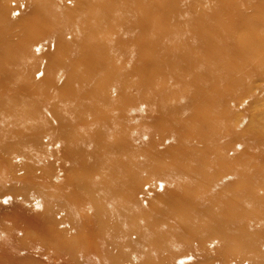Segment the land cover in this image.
Returning <instances> with one entry per match:
<instances>
[{
  "label": "bare ground",
  "instance_id": "obj_1",
  "mask_svg": "<svg viewBox=\"0 0 264 264\" xmlns=\"http://www.w3.org/2000/svg\"><path fill=\"white\" fill-rule=\"evenodd\" d=\"M20 3L26 5L17 24L22 42L29 46L36 38L55 48L46 62L43 55L20 53L8 38V6L0 4V78L6 84L0 149L30 154L31 143L41 152L22 160V168L34 173L38 188L32 193L54 202L43 203V214L60 216L62 222L45 224L48 233L64 237L61 225L76 211L66 195L77 186V202L90 208L88 245L99 253L96 262L160 264L162 256L164 264H177L192 252L185 260L264 264V214H255L264 200V111L244 131L223 120L224 107L264 77V0ZM250 5L253 15L245 13ZM130 35L138 58L130 55L134 46L119 47L118 40ZM161 70L164 78L158 77ZM131 105L146 120L155 117L157 126L144 119V146L114 156L107 147L112 141L120 144L138 133L130 127ZM192 105L195 110L187 111ZM164 136L179 140L171 151L175 159L156 158ZM44 139L57 145L55 161ZM198 140L202 148L195 146ZM75 162L80 170L71 167ZM214 169L230 174L227 187L215 184ZM103 171L108 176L97 175ZM122 172L129 176L119 182L115 175ZM167 178L177 188L169 189ZM159 184L164 194L149 197ZM156 198L154 207L145 206ZM113 202L136 204L140 214L124 218ZM81 231L75 228L67 244L81 241Z\"/></svg>",
  "mask_w": 264,
  "mask_h": 264
},
{
  "label": "rangeland",
  "instance_id": "obj_2",
  "mask_svg": "<svg viewBox=\"0 0 264 264\" xmlns=\"http://www.w3.org/2000/svg\"><path fill=\"white\" fill-rule=\"evenodd\" d=\"M73 2L74 0H64V3L69 5ZM242 2L243 1H241L240 3ZM2 3L8 6V19L10 21L8 38L10 42L13 43L15 47H17V50L20 53L30 51L36 57H40L43 55V62H46L48 60V52L54 50V45V47H49L47 45L41 46L37 42L36 38L33 39L32 43L29 46L25 45L22 42L20 33L21 31L17 24L20 21L22 11L26 8V5L20 3V0H0V4ZM253 10V6L250 5L249 7L245 8V13L247 15H253ZM162 24L169 23L164 22ZM118 43L119 47H121L122 49H128L129 47L134 46L130 55H132V59H134L135 56H137L136 58H138L140 50L137 49V45H134L133 37L131 35L129 37L123 36L118 40ZM160 72L162 74H160L158 77L164 78L166 76L165 72L162 70ZM54 81L55 83H53L52 87L53 94H55L58 86L56 84L57 79H54ZM59 81H61V79H59ZM0 83V93H2L6 90V84L1 80V78ZM167 94H169V91L167 92ZM167 99H169V97ZM67 100H71V97ZM195 108L196 107H193V105L189 106L187 111L189 109L191 111H194ZM224 108L226 111L225 116L223 117L224 122L238 131L246 130L249 126L251 117H254L256 115L258 116L259 113H262V111H264V77L257 78L253 82V86L249 92L244 93ZM187 115L188 112L185 111L183 113V117L181 118H185ZM128 116L131 121H133L130 127L133 129L136 128L138 133H135L131 138L121 141L120 144L122 146L112 141V143H110L107 147L110 153L114 156H119L123 152L138 148L140 149L144 146V136L143 134L140 135V133H142L143 127L147 124L143 122L144 119L151 125L157 126V119L153 116H150L146 120L142 109L137 105H131L129 107ZM123 131H121V133H123ZM25 137L26 139L28 138L27 135ZM176 141L179 140H175V138L172 136H164L163 144L159 151L156 153V158L159 161L175 159L177 157V154L171 153V151L178 147ZM44 143V146L48 150H50L51 153H53V161H55L59 152L57 145L50 142L48 139H44ZM29 144L31 145L32 150L30 154H15L11 149H0V264H113V262H111L110 260L96 262L99 253L96 249L89 248L88 241L90 239V234L88 232V228L92 223L90 220V208L87 207L89 206L87 203H78V200H76V195L73 192L74 190L78 191L77 189H80V187L75 186L72 190H69V192H71H67L66 195V204H68V199L74 202L73 204H77H75L76 211L74 213H67L71 216L68 224H72L74 227H71H73L74 230H70L68 224L63 226V224L66 223L65 221L61 225L62 230L65 232L64 237H60V239H58L54 234L48 233V225L53 224L54 222L62 221H59V215L55 216L54 214L50 215L49 213L43 214V203H45V201L47 202L49 207H52L54 205V202L52 203V200L48 199L49 197L43 196V199H40L36 194L32 193V190L38 188L33 183V181H35V176L34 173L32 174L30 171H26L22 168V165L24 164L22 163V160H29L33 156L37 157L35 155H40L41 152L37 150V146H34L31 143H28V145ZM195 146L197 148H202L203 144L198 140L195 142ZM211 162L212 163H210V166L215 167L216 162L214 160H212ZM77 164L78 163L75 162L71 166L73 167V170H80L82 168V166H80L79 168ZM75 165L77 167H75ZM97 175L108 176L106 175L105 171L99 172ZM128 176L129 174L122 172L119 175H115V178L119 182H121ZM214 179L215 184L220 187H227V185L231 181L230 174L223 172H215ZM166 180L171 182L169 189L177 188V184L172 178H167ZM165 190L166 187L163 184H159L153 189H150L151 194L149 195V197L152 198L154 196V193L162 195L164 194ZM52 194L53 196L55 195L54 192H52ZM122 194L129 195V199H131V201H134V197L129 193ZM56 197L63 201L65 199V197L61 195H56ZM119 204L121 207V211L118 212V214L124 218H129L140 214L136 204L130 202H113V205ZM144 204L145 206L150 205L154 207L156 204H158V200L156 198L146 201ZM79 211L81 213H79ZM110 214H112L111 217L113 219L116 218V211L113 208L112 211H110ZM255 214L257 216H262L264 214V200L261 202V204L258 203ZM28 219H30V221H25ZM156 220H158V223H164V219ZM210 220H212V218H210ZM23 223H27L26 226H24ZM122 226V224H116V226L114 225L116 229L121 228ZM75 228H80L83 230L80 234V237H82V239L77 243L75 240L72 243L73 246L72 244L68 245L67 240L70 239L69 236L73 231H75ZM53 230H55L56 232L58 231L56 227H54ZM214 233H216V231H214ZM230 239L234 240V242H237L236 239ZM35 240H37L36 247L33 243ZM161 243L162 242L160 241L159 244ZM184 243L186 244L187 248H193V241L189 237H186L184 239ZM163 252L164 251H160L158 253L159 255L170 254L168 251V254L166 252ZM188 254H192V252L186 253V258H184V260L189 259ZM162 259L163 258L161 256L160 264H164V262L161 261ZM184 260L177 264H226L224 260H219L217 263L203 262L199 260V258L198 261Z\"/></svg>",
  "mask_w": 264,
  "mask_h": 264
}]
</instances>
